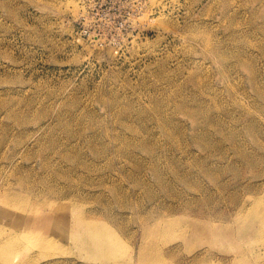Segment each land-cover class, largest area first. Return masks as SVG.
I'll return each mask as SVG.
<instances>
[{
    "label": "rangeland",
    "instance_id": "rangeland-1",
    "mask_svg": "<svg viewBox=\"0 0 264 264\" xmlns=\"http://www.w3.org/2000/svg\"><path fill=\"white\" fill-rule=\"evenodd\" d=\"M246 1L0 0V264H264V214L245 220L264 0ZM81 218L116 258L73 240Z\"/></svg>",
    "mask_w": 264,
    "mask_h": 264
},
{
    "label": "bare ground",
    "instance_id": "bare-ground-1",
    "mask_svg": "<svg viewBox=\"0 0 264 264\" xmlns=\"http://www.w3.org/2000/svg\"><path fill=\"white\" fill-rule=\"evenodd\" d=\"M246 1V0H245ZM247 2V1H246ZM231 3V1H230ZM234 4V3H233ZM160 5V4H159ZM232 5V4H231ZM244 9V8H243ZM254 131V130H253ZM257 141V140H256ZM255 141V142H256ZM260 145V144H259ZM253 160V159H252ZM249 162V161H248ZM233 199V198H232ZM246 200V199H245ZM253 202V201H252ZM260 202V201H259ZM257 202V204L259 203ZM248 204V203H247ZM237 205V204H236ZM255 204L251 205V208L247 211V216L245 217L246 221H249L248 223H252V227L254 228V223L258 224L256 222H253L254 219H256V216L264 214V207L257 205L256 207H254ZM245 207V206H244ZM191 210V209H190ZM209 210V209H208ZM246 210V209H245ZM243 212V211H242ZM238 214V213H237ZM34 216V215H33ZM242 216V215H241ZM215 217V216H214ZM79 218V217H78ZM238 218V217H236ZM82 219V218H81ZM216 219V218H215ZM218 219V218H217ZM225 218H223L224 221ZM83 220V219H82ZM207 220V219H206ZM211 220V219H209ZM226 220V219H225ZM73 221V220H72ZM81 221V220H80ZM217 221V220H216ZM85 221L83 220V223ZM209 222V221H208ZM225 222V221H224ZM80 223V222H79ZM81 223L80 226L74 222L73 227L74 228V233L73 235L75 237H73V240H75V238H79L80 232L81 230L83 231L84 236L82 237V239H79V244L80 247L82 248L83 251L88 252V253H95L98 255H103L105 258H116L117 257V252H118V245L116 246V243L113 239H111L108 235V233H105V230L101 229V227L99 225H96L94 223ZM227 223V222H226ZM58 224V223H57ZM56 224V225H57ZM62 224V223H60ZM71 224V223H70ZM214 224V223H213ZM224 224V223H222ZM72 225V224H71ZM225 225V224H224ZM230 225V224H229ZM56 230L58 229L59 231L63 230L64 227V223L58 227H56L55 225H53ZM188 226V225H187ZM171 226H166V230L170 229ZM218 227V226H217ZM262 228H264V224L261 226ZM29 228V227H28ZM235 228V227H234ZM156 228H152V230H150L149 232L152 233L153 231H155ZM194 230L195 232H198L199 234L201 232L207 231V229L203 228L202 226H200L199 224L194 226ZM236 230V229H235ZM72 231V230H70ZM209 231V230H208ZM213 231V230H212ZM223 231V230H222ZM71 233V232H70ZM218 233V232H217ZM29 234V233H28ZM146 234V233H145ZM214 237H216L218 234H216L215 232L212 233ZM231 234V233H230ZM5 235V234H4ZM9 235V234H8ZM72 236V234H70ZM10 236V235H9ZM23 236V235H22ZM70 236V237H71ZM0 237H3L2 233H0ZM6 237V235H5ZM25 237V236H24ZM148 237V236H147ZM17 240V239H16ZM26 240V238H25ZM6 242L5 244V248H6V252L8 254L12 253L15 250V247L17 245V241H15L12 237H6ZM76 241V240H75ZM75 243V242H74ZM77 243V242H76ZM152 246V245H151ZM153 247V246H152ZM11 250V251H10ZM18 250V249H17ZM152 251V250H151ZM1 252V251H0ZM20 252V251H19ZM19 252L17 253V255H19ZM5 255V257L7 259H9V257L12 255L14 256V254L11 255ZM15 253V251H14ZM16 254V253H15ZM11 256V257H12ZM3 257V256H2ZM17 257V256H16ZM155 262L154 259L151 258H146L143 260V264H153ZM197 264V263H196ZM205 264V263H204Z\"/></svg>",
    "mask_w": 264,
    "mask_h": 264
}]
</instances>
